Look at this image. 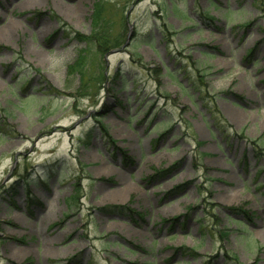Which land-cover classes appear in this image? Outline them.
<instances>
[{
	"label": "rangeland",
	"instance_id": "374dc122",
	"mask_svg": "<svg viewBox=\"0 0 264 264\" xmlns=\"http://www.w3.org/2000/svg\"><path fill=\"white\" fill-rule=\"evenodd\" d=\"M0 264H264V0H0Z\"/></svg>",
	"mask_w": 264,
	"mask_h": 264
},
{
	"label": "trees",
	"instance_id": "16d2710c",
	"mask_svg": "<svg viewBox=\"0 0 264 264\" xmlns=\"http://www.w3.org/2000/svg\"><path fill=\"white\" fill-rule=\"evenodd\" d=\"M100 13H101L100 4H98V9L93 10V14H92V30H93L92 34L88 38L83 37L80 34H76V37L79 41L81 40V42H85L84 40H86L87 43L94 44L97 47V49L107 54L111 50L118 49L119 47L125 45L126 41L125 39H123L124 37L122 39L118 38L117 40L113 39L112 35L109 32L110 30L105 25L101 24L102 19ZM76 66L80 67L79 64H77ZM101 79L102 80L105 79L104 75L101 76ZM234 210L235 209H232V211Z\"/></svg>",
	"mask_w": 264,
	"mask_h": 264
},
{
	"label": "bare ground",
	"instance_id": "6f19581e",
	"mask_svg": "<svg viewBox=\"0 0 264 264\" xmlns=\"http://www.w3.org/2000/svg\"><path fill=\"white\" fill-rule=\"evenodd\" d=\"M56 213L55 212H53L51 215H55Z\"/></svg>",
	"mask_w": 264,
	"mask_h": 264
}]
</instances>
